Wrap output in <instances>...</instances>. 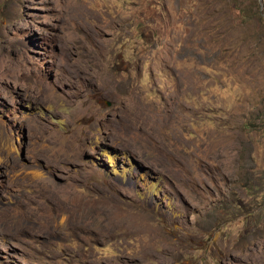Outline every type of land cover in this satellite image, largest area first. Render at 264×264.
<instances>
[{
	"label": "rangeland",
	"instance_id": "obj_1",
	"mask_svg": "<svg viewBox=\"0 0 264 264\" xmlns=\"http://www.w3.org/2000/svg\"><path fill=\"white\" fill-rule=\"evenodd\" d=\"M0 264H264V0H0Z\"/></svg>",
	"mask_w": 264,
	"mask_h": 264
}]
</instances>
